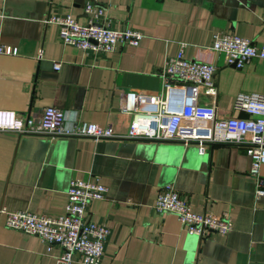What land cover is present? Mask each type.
Listing matches in <instances>:
<instances>
[{
	"label": "crops",
	"instance_id": "1",
	"mask_svg": "<svg viewBox=\"0 0 264 264\" xmlns=\"http://www.w3.org/2000/svg\"><path fill=\"white\" fill-rule=\"evenodd\" d=\"M87 2L103 8L107 28L139 31L138 46L86 53L62 45L57 27L43 19L69 15L84 24ZM0 13V46L16 49L0 55V110L35 118L51 106L62 110L65 126L109 125L123 136L131 117L117 111L121 96L160 92L164 60L179 44L185 59L215 67L216 98L200 94L198 103L214 104L218 118L245 117L233 109L236 95L264 93V60L234 69L209 50L214 34L263 46L264 0H0ZM249 163L241 146L214 145L199 155L194 145L172 142L0 132V208L57 217L70 181L92 176L106 188L86 209L87 220L109 230L99 264H264V198L253 197ZM259 173L264 178V165ZM166 185L193 213H227L230 232L198 239L173 215L154 214ZM58 254L6 228L0 214V264H54Z\"/></svg>",
	"mask_w": 264,
	"mask_h": 264
},
{
	"label": "built area",
	"instance_id": "2",
	"mask_svg": "<svg viewBox=\"0 0 264 264\" xmlns=\"http://www.w3.org/2000/svg\"><path fill=\"white\" fill-rule=\"evenodd\" d=\"M85 23L78 24L69 15H46L45 25L57 27L59 42L82 52L110 53L117 45L138 46L142 34L137 30H111L100 21L103 8L91 2L83 7ZM2 14L0 13V18ZM179 44L174 56L166 57L160 73V92L147 95L126 92L117 111L130 115L125 135L117 136L109 125L75 121L64 125L62 110L45 107L38 117L19 115L0 110V132L18 135H41L48 138H88L93 142L106 139L172 142L183 146L194 145L199 155L214 145L241 146L249 158L248 176L253 182V197L264 198V93L236 95L233 109L243 118H218L215 105H200L198 96L216 98L215 67L209 63L185 59ZM209 50L220 54L223 63L234 69L252 59L264 60V45L252 43L231 34H214ZM15 55L16 49L0 46V55ZM54 71L59 63L52 64ZM106 188L97 178L73 179L65 193L63 212L57 217L36 215L28 211H8L0 208L8 229L38 238L46 249L57 247L59 254L54 264H99L109 230L102 224L86 219L90 202L102 200ZM154 214H171L182 230L198 239L209 234L226 235L232 228L227 213L219 216L196 214L171 186L158 191L151 206ZM76 258V259H75Z\"/></svg>",
	"mask_w": 264,
	"mask_h": 264
}]
</instances>
